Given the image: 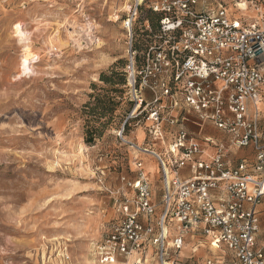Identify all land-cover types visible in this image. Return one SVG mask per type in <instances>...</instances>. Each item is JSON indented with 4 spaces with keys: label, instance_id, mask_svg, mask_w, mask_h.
<instances>
[{
    "label": "rangeland",
    "instance_id": "rangeland-1",
    "mask_svg": "<svg viewBox=\"0 0 264 264\" xmlns=\"http://www.w3.org/2000/svg\"><path fill=\"white\" fill-rule=\"evenodd\" d=\"M256 1L216 0L246 23L256 20ZM130 4L0 0V264H122L100 256L114 202L131 196L120 179L134 178L136 158L152 165L132 148L150 143L143 125L128 120L122 21ZM153 23L145 2L139 28L150 33L136 32L138 47ZM23 58L31 62L24 74Z\"/></svg>",
    "mask_w": 264,
    "mask_h": 264
},
{
    "label": "built area",
    "instance_id": "built-area-1",
    "mask_svg": "<svg viewBox=\"0 0 264 264\" xmlns=\"http://www.w3.org/2000/svg\"><path fill=\"white\" fill-rule=\"evenodd\" d=\"M212 1L131 0L122 21L128 120L141 123L150 141L132 148L157 163L162 195L153 200L136 158L134 178L120 179L131 196L114 202L117 219L101 243L106 260L264 264V0L250 2L253 23ZM145 2L158 26L135 48V33H150L139 28ZM208 127L226 139L205 135ZM246 148L253 158L230 165L231 151Z\"/></svg>",
    "mask_w": 264,
    "mask_h": 264
},
{
    "label": "crops",
    "instance_id": "crops-1",
    "mask_svg": "<svg viewBox=\"0 0 264 264\" xmlns=\"http://www.w3.org/2000/svg\"><path fill=\"white\" fill-rule=\"evenodd\" d=\"M259 110H260V115H261V118L262 119H264V91H263V93H262V99H261V103H260V105H259ZM186 128L188 129V130H195L194 129V127H191V126H186ZM205 135H207V136H210V137H213V138H215V139H217V140H225L226 139V137L223 135V133L221 132V131H218V130H216V129H214V128H211V127H208V129H207V131H206V133H205ZM246 149H249V148H246ZM155 150L157 151V152H160V150H158V149H156L155 148ZM240 150H242V149H240ZM240 150H232L231 151V153L229 154V156L227 157V159H228V161H229V163H230V165H232V166H234L240 159H242V158H246V157H242V158H240V159H234L235 158V156H237V154L235 155V156H232V153L233 152H238V151H240ZM249 151H250V153H251V157L250 158H246V159H252L253 158V155H252V152H251V150L249 149ZM145 157L143 158V160H144V164L146 165L147 164V162H149V164H152V165H150V166H148V169H149V171L150 172H148V171H146V169L144 168V170H145V172L148 174V176H149V179L151 180V184L153 185V187L155 186L154 184H155V180H154V178L156 177V172H157V168H156V171L153 169V164H156V163H154L155 162V160L151 157V156H149V155H144ZM153 170H154V172H153ZM155 175V176H154ZM184 176H187V173H184ZM160 183V182H159ZM161 184V183H160ZM261 225H263L264 226V213H263V217H262V220H261Z\"/></svg>",
    "mask_w": 264,
    "mask_h": 264
},
{
    "label": "trees",
    "instance_id": "trees-1",
    "mask_svg": "<svg viewBox=\"0 0 264 264\" xmlns=\"http://www.w3.org/2000/svg\"><path fill=\"white\" fill-rule=\"evenodd\" d=\"M149 14H150V17L152 16L153 18H154V23L152 24L153 25V27H155V29L154 30H157V26H158V21H159V16L158 15H156V14H153V13H151V12H149ZM150 21H152V19L150 18ZM153 22V21H152ZM134 47L135 48H142L143 46H145L146 44H147V41H144V44L143 45H139V47L137 46L138 44H139V42L137 41V39H136V33H135V37H134ZM125 66V65H124ZM124 76H125V73H124ZM124 84H126V77H125V83ZM129 111H130V109H131V104L129 103ZM133 123H135L134 121H132ZM87 142H90V141H87Z\"/></svg>",
    "mask_w": 264,
    "mask_h": 264
},
{
    "label": "bare ground",
    "instance_id": "bare-ground-1",
    "mask_svg": "<svg viewBox=\"0 0 264 264\" xmlns=\"http://www.w3.org/2000/svg\"><path fill=\"white\" fill-rule=\"evenodd\" d=\"M15 32H16L18 35H21V36L24 35V34L22 33L20 27H19V29H17V28L15 27ZM25 61H27V63H25ZM30 64H31V62H29L28 59L23 58L22 63H21V72H22V74H24V73H26V72L29 71V69H30ZM146 171L150 172L148 168H146Z\"/></svg>",
    "mask_w": 264,
    "mask_h": 264
},
{
    "label": "snow or ice",
    "instance_id": "snow-or-ice-1",
    "mask_svg": "<svg viewBox=\"0 0 264 264\" xmlns=\"http://www.w3.org/2000/svg\"><path fill=\"white\" fill-rule=\"evenodd\" d=\"M240 7H244V5L241 4ZM237 26H239V25H237ZM15 27H16L17 29H19L20 26H19V25H16ZM25 63H27V61H25Z\"/></svg>",
    "mask_w": 264,
    "mask_h": 264
}]
</instances>
